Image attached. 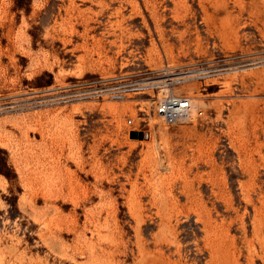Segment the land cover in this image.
I'll list each match as a JSON object with an SVG mask.
<instances>
[{
	"label": "rangeland",
	"instance_id": "rangeland-1",
	"mask_svg": "<svg viewBox=\"0 0 264 264\" xmlns=\"http://www.w3.org/2000/svg\"><path fill=\"white\" fill-rule=\"evenodd\" d=\"M230 52L264 53V0H0V264H264V62L177 88L187 123L144 94L33 104Z\"/></svg>",
	"mask_w": 264,
	"mask_h": 264
},
{
	"label": "built area",
	"instance_id": "built-area-1",
	"mask_svg": "<svg viewBox=\"0 0 264 264\" xmlns=\"http://www.w3.org/2000/svg\"><path fill=\"white\" fill-rule=\"evenodd\" d=\"M264 62V53L230 52L196 57L180 63L144 66L114 73L75 77L48 87L43 101L35 105L63 104L80 100H123L134 94L153 98L154 108L166 123H187L195 113L194 97L176 90L187 81L222 80L223 75L255 67ZM194 113V114H193ZM132 118L128 122L132 123Z\"/></svg>",
	"mask_w": 264,
	"mask_h": 264
},
{
	"label": "bare ground",
	"instance_id": "bare-ground-1",
	"mask_svg": "<svg viewBox=\"0 0 264 264\" xmlns=\"http://www.w3.org/2000/svg\"><path fill=\"white\" fill-rule=\"evenodd\" d=\"M101 11H104V9L101 8ZM185 84H186V83H185ZM185 84H184V85H185ZM192 84H193V83H192ZM188 86H189V88H190V87H191V84H189ZM193 104H194L195 107H197V106H199L200 104H202V102H201L199 99H195V98H194ZM193 114H194V113H193ZM261 237H262V236H261ZM261 240H262V239H261ZM258 242H259V241H258ZM263 244H264V242H263ZM263 253H264V252H263Z\"/></svg>",
	"mask_w": 264,
	"mask_h": 264
}]
</instances>
